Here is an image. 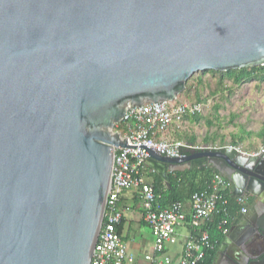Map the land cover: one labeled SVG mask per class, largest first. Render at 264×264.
<instances>
[{"label": "water", "instance_id": "obj_1", "mask_svg": "<svg viewBox=\"0 0 264 264\" xmlns=\"http://www.w3.org/2000/svg\"><path fill=\"white\" fill-rule=\"evenodd\" d=\"M260 65L264 0H0V264H89L114 148H132L114 130L127 106L173 101L195 72ZM147 164L207 165L262 199L243 232L259 251L232 263L264 264V195L243 176L264 188V154Z\"/></svg>", "mask_w": 264, "mask_h": 264}, {"label": "built area", "instance_id": "obj_2", "mask_svg": "<svg viewBox=\"0 0 264 264\" xmlns=\"http://www.w3.org/2000/svg\"><path fill=\"white\" fill-rule=\"evenodd\" d=\"M201 111L200 103L179 102L176 99L127 106L119 121L123 124L119 133L132 148H114L110 184L89 264H134V254L127 248L118 230L124 215L133 211L130 203H119L120 197L124 192L132 191L136 194L139 220L148 227L152 237L151 253L143 256L146 264H206L203 260L205 252L212 249L213 244L208 232L205 229L198 231L197 228L226 204L224 193L232 191L229 179L219 172L215 173L203 189L192 193L186 210L179 201L160 206L152 184L144 176L151 152L181 159L191 152L214 147L167 137L170 130L181 129L184 117L198 115ZM233 148L249 155L264 154V145L258 151L249 153ZM241 211L244 212V209ZM190 226L194 229L188 230ZM180 228H186L187 236L181 249L170 255L168 248L176 244ZM222 232L226 234L228 228Z\"/></svg>", "mask_w": 264, "mask_h": 264}, {"label": "rangeland", "instance_id": "obj_3", "mask_svg": "<svg viewBox=\"0 0 264 264\" xmlns=\"http://www.w3.org/2000/svg\"><path fill=\"white\" fill-rule=\"evenodd\" d=\"M209 71L192 74V78L185 83L190 90L177 95L179 102H199L202 106L197 119H184L181 137L184 141L193 137L195 144L199 145L224 147L235 144L232 146L248 153L258 151L262 146L259 134L264 130V79L259 76L258 79L235 85L228 79L218 81L217 74ZM195 93L198 94L197 99ZM205 137H209L210 142L204 143ZM132 237L136 241H141L143 237L144 243L151 241L148 227L141 224H133Z\"/></svg>", "mask_w": 264, "mask_h": 264}, {"label": "trees", "instance_id": "obj_4", "mask_svg": "<svg viewBox=\"0 0 264 264\" xmlns=\"http://www.w3.org/2000/svg\"><path fill=\"white\" fill-rule=\"evenodd\" d=\"M209 72L215 75L217 74L218 81L221 82L222 79H228L232 82V84L235 85H239L251 79H258L259 76L260 79L262 80L264 79V65L243 67L239 69H229L227 71L210 70ZM192 76L193 75H191L189 78L191 79ZM189 78L187 79V81H189ZM188 90H190V88L186 86L181 91V93L182 92L187 93ZM194 97L197 99L198 94L195 93ZM176 101H178V97L176 98ZM192 118L197 119L198 117L197 115L184 117V119L187 120ZM122 125H123L122 122H118L114 130L121 132L123 127ZM182 132H183L182 129L173 131L174 133L173 135H175L174 139H180L184 141V139L181 137ZM259 137H261L262 139L261 144L264 145V130L259 134ZM185 141L188 143L195 144V140L193 137H189L188 139H185ZM203 142L204 143L210 142V138L205 137ZM205 145H209V144H205ZM231 145H235V144H231ZM215 173L218 172L210 166L193 165L189 169H185L183 171L166 172V174L162 176L156 173L155 171L151 170L147 166L144 172V176L152 184L154 192L156 194V200L160 204V206H166L171 202L179 201L184 205V207L187 210V208L189 207L192 193L203 189L205 184L208 183L209 179ZM224 198L226 199V204L224 205V207L217 209V212L212 214L209 221H206L201 227L197 228L198 231L205 229L208 232L209 239L213 244L212 249H207L205 252V256L203 260L206 264H212L217 248L220 245L225 235V233H223L222 230L224 228H228L232 220L234 221V219L238 216L239 211L243 209L242 208L243 202H241L237 197H234L231 193L229 192H227L226 194L224 193ZM119 203H130L132 209H136L137 201H136L135 192L133 191L129 193L124 192V194L120 197ZM121 225L122 222L118 226L119 231ZM193 229L194 227L190 226L188 230H193ZM194 233H196V231Z\"/></svg>", "mask_w": 264, "mask_h": 264}, {"label": "crops", "instance_id": "obj_5", "mask_svg": "<svg viewBox=\"0 0 264 264\" xmlns=\"http://www.w3.org/2000/svg\"><path fill=\"white\" fill-rule=\"evenodd\" d=\"M175 130H170V132L167 135V137L168 138H170V137L172 138V136H173L172 133ZM127 193H129V192H127ZM244 207H246L245 204H243L242 208H244ZM262 208H263V206L260 207V209H262ZM260 209H258V210H260ZM241 215L242 214H240V211H239L238 216L234 219V221L232 220L230 226H228V231L229 232L224 235L223 240L221 241L220 245L218 246V247H220L221 245H223L224 247H222L220 251L218 250L219 248H217V251H216V254H215L214 258H213L212 264H229L228 262L230 261V257H228L229 255L227 253L231 252L228 249L233 247V244H234L233 241L230 240L229 238H230V234L232 232H234L236 228L238 229V225L240 224ZM135 223L136 224L145 225L142 221L139 220L138 209H133V211L131 213H126L124 215L123 221H122V225H121V228H120V232L122 234V237H123L124 241L127 244V248L130 251H132L133 254H134V257H135L134 264H146L144 262V260H143V256L151 253V250H152V237H151V241L149 243L148 242L144 243L145 240H144L143 237H141L142 238L141 241H139V239H137V241H136V238H134V237L130 238L131 229L133 227V224H135ZM187 233H188V231L186 230V228H180L177 231V236H176L177 237V241H176V244L174 245V246H177V248H173L174 246L169 247L168 251H169L170 255H173L174 253H177L181 249V247H182L181 245L183 244V241H184L185 237L187 236ZM261 242H262V239L260 237H258V245ZM217 252L220 253L219 257L216 256V255H218Z\"/></svg>", "mask_w": 264, "mask_h": 264}, {"label": "flooded vegetation", "instance_id": "obj_6", "mask_svg": "<svg viewBox=\"0 0 264 264\" xmlns=\"http://www.w3.org/2000/svg\"><path fill=\"white\" fill-rule=\"evenodd\" d=\"M199 166H202V165H199ZM243 176L245 177V185L249 189L256 190L258 188V191L261 193V196L264 195V188L254 185V182H252L253 180L251 179L252 177L250 175L245 174ZM230 183H231V181H230ZM231 185H232V183H231ZM231 194L234 197H237L241 202H243V204L246 205V207L243 208L244 212L240 211V214H242V215L240 218V224L238 225V229L236 228L234 232L231 231L232 233L230 234V238H229L230 240L233 241L234 244H233V247L228 249L231 251V252L227 253L229 255L228 257H230V261L228 263L234 264V263H232V258L234 260L237 259L239 261L244 262V255L245 256H247V255L251 256V255H254L257 253L254 251H258V249H256V248L250 249L251 245H255V243L257 244V242H258V237H257L256 233L252 232V233L245 235L243 232H244V229H246V228H244L245 227L244 224L246 222H248V221L253 222L254 220H258V217H259L258 212H260L262 210V209H260V207L263 205V203L261 202L262 199H258V196L254 197L250 193L246 192V190H244V189L243 190H238V189L233 190L232 189ZM258 201H259V203H258ZM257 204H258V208L257 209L255 208L253 210L254 205L257 206ZM258 209H260V211ZM261 213H263V212L261 211L259 214H261ZM222 247H224V246L221 245L220 247H218L219 248L218 250L220 251ZM243 249H248L247 250L248 252L245 253V251H243ZM216 256L219 257L220 253H218V255H216Z\"/></svg>", "mask_w": 264, "mask_h": 264}]
</instances>
